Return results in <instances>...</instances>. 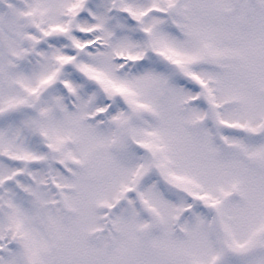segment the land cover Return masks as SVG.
<instances>
[{"label":"snow or ice","instance_id":"snow-or-ice-1","mask_svg":"<svg viewBox=\"0 0 264 264\" xmlns=\"http://www.w3.org/2000/svg\"><path fill=\"white\" fill-rule=\"evenodd\" d=\"M0 264H264V0H0Z\"/></svg>","mask_w":264,"mask_h":264}]
</instances>
